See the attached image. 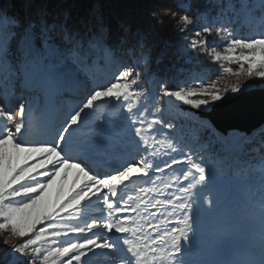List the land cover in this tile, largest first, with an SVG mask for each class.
Listing matches in <instances>:
<instances>
[{"label": "snow or ice", "instance_id": "obj_1", "mask_svg": "<svg viewBox=\"0 0 264 264\" xmlns=\"http://www.w3.org/2000/svg\"><path fill=\"white\" fill-rule=\"evenodd\" d=\"M179 7L183 11L176 21L181 25L178 31L187 40L180 50L184 54L203 55L216 67L217 75L205 79L191 69H177L190 75L171 87L169 78L154 74L149 80L142 76L146 65L161 63L166 48L154 52L148 31L132 19L108 15L103 0H94L85 15L74 14L68 0H0V73H4L0 78V140L4 143L0 147L5 170L11 172L7 183L11 184L19 174L17 163L25 146L30 115L37 121L60 123L58 144L66 146L71 132L85 155L106 156L116 145L104 116L86 128L74 129L81 125L86 110L103 100L121 102L123 111L129 114L138 141L134 146L137 155L142 151L147 156L155 151L146 145V140L159 142L157 148L160 143L167 144L169 158L153 167L170 165L171 173L166 171L164 175L179 178L173 179L163 199L153 196L147 203L128 200L124 189L137 180L150 184L156 179V172H149L148 177L126 179L116 187L114 195H106L108 189H104L98 197L106 200L107 219L103 223L93 222L87 230L58 235H53L51 229L42 232L53 223L51 220L38 224L40 228H25L22 214L40 206L46 197L58 203L54 181L45 197L15 210L10 224L21 243L13 246L9 264H37L41 259L42 264H84V258L95 250H113L109 240L90 236L97 229L120 234L129 257L127 264H156L161 254L166 257L161 264H177L193 233L201 193L211 209L215 187L212 191L203 190L213 182L220 186L229 156L236 151L232 135L239 130L221 131L214 121L213 107L228 95L239 94L246 81L264 80V0H206L205 11H199L200 0H181ZM213 9L215 15L211 14ZM244 22L259 23L262 30L256 35L241 36L239 26ZM105 62L119 65L112 80L90 86L91 69ZM220 73L236 79L230 86L225 85ZM149 83L151 89L145 87ZM146 101H151L154 112L148 111ZM177 103L185 113L196 110L194 124L191 116L185 119L179 113L166 115L168 106ZM209 138L222 146L223 154L213 150ZM139 165L137 161L133 166ZM39 192L40 189H33L31 195L35 197ZM88 198H92L91 194ZM64 203L67 201L63 200L60 207ZM83 203L81 199L77 206ZM147 225H151L149 231H145ZM81 235L90 238L74 239ZM260 247L264 251V238ZM249 254L254 255V249Z\"/></svg>", "mask_w": 264, "mask_h": 264}, {"label": "rangeland", "instance_id": "obj_2", "mask_svg": "<svg viewBox=\"0 0 264 264\" xmlns=\"http://www.w3.org/2000/svg\"><path fill=\"white\" fill-rule=\"evenodd\" d=\"M257 82L245 85L243 88L264 86V80L257 79ZM2 91L3 89L0 88V92ZM106 102L108 100L99 101L95 107L100 108ZM100 117L98 111L86 110L81 125L74 126V129L86 128ZM29 122V129L24 140L33 138L34 141L29 143L25 141V146L20 152L17 163L20 171L16 180H13L11 184L7 183V180L11 178V172L5 170L3 151L0 147V231L6 233L10 240V260L14 255L13 246L21 243V238L17 237V233L10 224L15 210L26 207L33 200H40L41 197H45V193L49 192L48 186L52 185L54 181L56 182L55 200L58 203H53L50 197H46L40 206L22 214V223L25 228L36 225L37 228H40L41 225L38 224L55 219L62 213L69 211V213L74 212V215L63 217L80 218L78 222L81 225L77 223V228L87 230L93 222L103 223L107 219L106 200L98 197V194L104 189H108L106 195H114L116 187L123 184L126 179H131L134 176L148 177L149 172H156V179L150 184L144 180H137L134 183H129L124 189L128 200L139 199L147 203L153 196H159L158 198L163 199L164 195L168 193L173 179H179L178 177L173 178L172 175H164L166 171L171 173L170 165L161 166L159 169L153 167L154 163H160L165 158H169L167 147L162 144L157 148L156 143L146 141V145L155 151H150L147 156L142 151L140 155L136 154L134 146L138 141L134 136V129H118L120 125L108 123L107 126L115 137L116 146L109 150L106 156L101 157L85 155L77 146V142L72 139L73 133L71 132L66 138V146L58 144L57 137L60 124L53 129L49 122L37 121L31 115ZM2 127L3 124L0 122V128ZM114 129L118 130L114 131ZM3 143L4 141L0 140V146ZM121 144L124 145L123 148L120 147ZM14 147L21 148L20 145ZM137 161H140V165L134 167L133 165ZM90 172L92 175L89 174ZM97 177H111V179H98ZM21 180L19 186L13 188V185ZM213 187L215 190L212 197L221 195L222 198H225L229 191L230 182L224 177L220 180V186H215V182H213V185L203 191H211L210 189ZM33 189H40L35 197L31 195ZM21 193H25V195H21ZM89 194L92 198H88ZM61 197L67 201L63 207H60V204L63 203ZM81 199H84V203L77 206V201ZM256 199L257 206H260V209L256 211L259 223L258 230L255 229L256 227L248 225L240 215L239 219L234 221L235 226L229 221L228 215H226L227 223L219 225L214 220L216 213L212 211L213 207L209 209L205 205L202 192L196 206L193 233L190 241L185 242L182 249L183 254L178 257L177 264H249V262L261 264V260L264 258V251L260 247L261 239L264 238V186L257 193ZM166 207L168 206L166 205ZM57 209L59 210L57 211ZM237 211L239 212L240 209L238 208ZM50 226V224L46 225L42 232L46 233L51 228ZM150 229L151 225L145 227V231ZM90 236H97L101 241L109 240L114 247L113 250L91 252L89 256L84 258V264H127L129 257L120 234H108L103 229H97ZM90 236L81 235L74 237V239L90 238ZM48 246L45 245V247ZM253 249L254 255H250L249 252ZM164 260L166 257L161 254L156 258V264H161ZM24 264H27V261H24ZM28 264H31V261ZM37 264H42V259L38 260Z\"/></svg>", "mask_w": 264, "mask_h": 264}, {"label": "trees", "instance_id": "obj_3", "mask_svg": "<svg viewBox=\"0 0 264 264\" xmlns=\"http://www.w3.org/2000/svg\"><path fill=\"white\" fill-rule=\"evenodd\" d=\"M93 2L94 0H68V3L73 5L74 14L77 15H85ZM180 3L181 0H103V8L108 15L132 19L148 31L149 44L154 52L166 48V55L161 63L159 65H146L142 70V76L149 80L154 74L169 78L172 81L171 87H175L177 82L189 78V72L177 71V69H191L192 73L205 79L217 75L216 67L210 65L203 55L184 54L180 50L182 45L187 44V40L184 38L185 34L178 31L181 25L176 22L178 15L183 11L179 7ZM205 3L206 0H200L199 11H205ZM211 14L215 15L214 9ZM239 27L238 34L241 36L256 35L262 30L259 23L248 24L244 22ZM231 66L238 70L237 66ZM118 68L119 65L112 62L97 63L91 69L90 86L108 84ZM2 74L4 73H0V77ZM220 75L223 76L222 82L225 85L230 86L236 79L226 73H220ZM246 82L245 85L258 83L256 78ZM145 87L151 89L152 85L149 83ZM146 103L149 105L148 111L154 112L155 109L152 108L151 101H146ZM93 109L98 111L100 116L105 117L106 125L116 123L120 125L118 129H134L129 114L123 111L121 102L108 100L100 108L94 107ZM168 109L166 115L173 116L177 114L169 106ZM113 117L115 119H109ZM179 117L186 119L185 116L180 114ZM192 122L195 123L193 120ZM118 129H114V131ZM209 141L212 142L211 138H209ZM160 144L167 147L166 143ZM212 147L216 153L223 154V148L220 144L212 142ZM262 172H264V131L260 132L252 142H247L239 147L236 153L230 154L228 164L225 166L221 177H226L228 182H232L236 195L235 199L240 203L241 213L244 215L246 223L251 227H256V230L259 228L256 211L260 209V206H257L256 197L261 187L264 186V183L261 182L264 178ZM222 197L221 195L212 197V211L216 213L217 223L219 225L227 223L226 215H228L230 217L229 221L235 226L231 217L229 191L226 193L225 198ZM70 215H74V212H64L51 220L53 223L50 224V229L53 230V235L80 230L77 228L78 219L80 218L63 217ZM225 226L227 227V225ZM10 250L11 243L7 238V234L0 231V264H9Z\"/></svg>", "mask_w": 264, "mask_h": 264}, {"label": "water", "instance_id": "obj_4", "mask_svg": "<svg viewBox=\"0 0 264 264\" xmlns=\"http://www.w3.org/2000/svg\"><path fill=\"white\" fill-rule=\"evenodd\" d=\"M245 88V91L217 103L213 107L212 115L221 131L228 133L237 129L239 134L250 137L254 132L264 130L261 128L264 124V88L261 86ZM169 106L182 116H191L195 122L196 110H186L185 113L180 111L178 103ZM181 107L188 109V106Z\"/></svg>", "mask_w": 264, "mask_h": 264}, {"label": "bare ground", "instance_id": "obj_5", "mask_svg": "<svg viewBox=\"0 0 264 264\" xmlns=\"http://www.w3.org/2000/svg\"><path fill=\"white\" fill-rule=\"evenodd\" d=\"M261 88H264V86H261ZM246 88H243L241 90V92L245 91ZM240 92V93H241ZM230 97H233V95H228L223 101H225L226 99L230 98ZM221 101V102H223ZM219 103V102H218ZM174 106V105H173ZM262 132V131H261ZM260 133V131L258 132H254L250 137H246L244 134H239L238 132H235L233 133L232 135V140H233V143L235 146H238V145H242L241 143L243 141H246V142H249L251 140H253L258 134Z\"/></svg>", "mask_w": 264, "mask_h": 264}]
</instances>
